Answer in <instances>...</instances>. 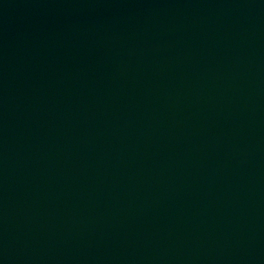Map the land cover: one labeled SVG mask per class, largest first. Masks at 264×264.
I'll list each match as a JSON object with an SVG mask.
<instances>
[{"label":"water","instance_id":"1","mask_svg":"<svg viewBox=\"0 0 264 264\" xmlns=\"http://www.w3.org/2000/svg\"><path fill=\"white\" fill-rule=\"evenodd\" d=\"M0 264H264V0H0Z\"/></svg>","mask_w":264,"mask_h":264}]
</instances>
